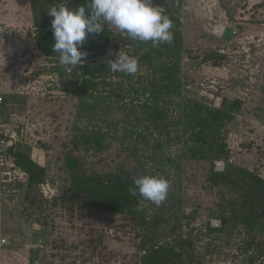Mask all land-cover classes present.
<instances>
[{
  "label": "rangeland",
  "instance_id": "obj_1",
  "mask_svg": "<svg viewBox=\"0 0 264 264\" xmlns=\"http://www.w3.org/2000/svg\"><path fill=\"white\" fill-rule=\"evenodd\" d=\"M18 1L12 4L8 0H0V12L4 14L11 12V7L16 9L17 3L27 12L30 10L27 19L8 21L0 18V62L5 64L0 71V83L10 89L4 93L7 104L0 105V109L15 107L11 122L23 123L31 117L30 120L36 123L33 134L29 133L28 144L19 149L30 155L32 150H37L39 155L34 157L47 168L46 179H51L55 184L59 181L60 185L57 187V195L52 199L43 196L39 183L35 189L27 188L18 194L9 193L7 200L15 204L24 216L33 220L37 228L41 227L47 236V242L39 247L42 253L40 264H140L143 254L138 249L141 229L139 225L133 224L136 221L131 220L129 214L107 213L96 209L85 212L78 205L72 208L69 203L59 199L70 186V174L65 164V158L70 152L83 158L89 173L111 172L122 165L138 167L140 162L129 156L128 151H124L119 143L102 151L84 145L73 147V138L78 131L76 126L82 127L89 123L80 95L66 88V85L76 87L72 83L76 72L74 67L59 63L58 53L48 54L39 47L37 42L40 28L36 25L32 5L29 9L27 0ZM68 1L65 0V3ZM206 1H209V5H206ZM214 2L205 0L202 5L201 0L192 4H186V0L175 1V6H179L176 14L183 21L181 30L184 39L180 61L183 93L182 98L175 99L170 105L171 110H174V117H179L183 100L196 99L213 105L217 97L241 98L244 104L233 112V119L226 125L225 135L226 138H245L244 148L247 153L244 158H240L235 150L230 153L229 162L255 168L264 178V0H216L218 4L212 5ZM7 3L9 8L5 9ZM18 13L20 17L23 14L22 11ZM20 20L21 24H18ZM216 24L226 26L224 33L215 32ZM103 26L111 32L115 42H120V47L103 52L90 61L108 62L115 59L120 50L138 58L134 55L132 45L119 40L120 32L117 29L107 23ZM145 46L149 48L148 43ZM211 51L223 54L220 63L203 60ZM32 52L35 58L30 62H37V65L28 80L34 84L35 89L31 93H23L18 91L14 82L16 64L11 62H20L18 56ZM140 70L144 72L148 68L145 66ZM201 82H204V86L199 84ZM20 97L27 99L19 107L14 99L18 102ZM108 109L103 112H108L109 118L117 115L113 105ZM43 135L44 139L32 145ZM176 147L173 145L169 149L173 156L176 155ZM142 164L146 165V162ZM151 166V163L147 164L149 169ZM222 167L221 164L216 168ZM209 168V160L185 159L182 186L178 187V183L175 185L174 181H168V193L175 192L185 200L181 208L185 215L182 231L184 237H192L195 242L193 264H264V253L259 254L256 245L260 243L261 251L264 252V230L257 229L251 233L239 225L228 231L222 228L221 219L214 216L222 194L218 187L212 188L205 181ZM156 169L152 175L164 178L173 177L177 171L172 165L162 170ZM224 192L225 197L233 194L228 190ZM57 198L59 201L56 203ZM147 204L152 205L150 214L155 213L158 206L151 202ZM209 221L216 230L210 228ZM176 222L171 220L159 226L161 241L170 234ZM253 236L257 241L249 248L247 242Z\"/></svg>",
  "mask_w": 264,
  "mask_h": 264
},
{
  "label": "trees",
  "instance_id": "obj_2",
  "mask_svg": "<svg viewBox=\"0 0 264 264\" xmlns=\"http://www.w3.org/2000/svg\"><path fill=\"white\" fill-rule=\"evenodd\" d=\"M175 1L153 0L173 22V40L170 43L153 46L151 41L141 42L120 33L119 40L132 45L134 55L138 56L137 73L113 72L108 67V62L90 61L103 52L120 47V42H115L111 32L104 29L99 34L87 36L81 46L86 56L82 58V63L74 67L76 77L72 83L76 87L66 85L67 90L80 95L81 105L87 110L85 116L89 119L87 125L76 126L78 131L73 138V147L84 145L102 151L119 143L140 165L133 168L122 165L111 172L89 173L83 158L70 152L65 158L70 186L59 199L63 203H69L72 208L78 205L85 212L96 209L107 213L129 214L131 220L136 221L133 224L139 225L141 229L138 249L143 254L140 264H193L195 260V242L192 237H184L182 231V219L185 215L181 208L185 202L184 197L170 192L155 213L150 214L152 205L147 206V201L139 195L130 194L136 177L155 173L156 168L162 170L169 165L174 166L177 171L173 177L168 176L166 179L181 187L185 159L210 161L205 181L212 188L218 187L222 194L218 209L213 214L221 219L223 229L231 231L243 225L251 233L257 229L264 230V178L255 168L229 162L226 125L233 119V112L242 107L243 100L224 98L219 108L200 100L189 99L183 100L179 117H174V110H171L170 105L175 99L182 98L183 93L180 64L184 39L181 30L183 21L176 14L179 6H175ZM61 2L65 3V0H31L36 25L40 28L37 43L48 54L56 52L52 50L55 40L51 28L52 18L47 11ZM87 2L88 0H69L65 4L76 7ZM147 43L149 48L145 46ZM222 58L223 54L211 51L203 60H212L218 64ZM145 66L147 71L140 70ZM112 105L117 115L109 118L108 112L104 113L103 110L109 111L108 108ZM103 106L106 107L102 108ZM185 136L187 138L184 140ZM173 145L177 146L174 156L169 152ZM12 155L17 164L30 175L28 184L18 185L20 191L35 189L36 185L46 180L47 168L30 154L17 149L12 151ZM216 160L226 162L223 170L216 169ZM145 162L146 165H143ZM148 163L152 165L150 169L147 167ZM224 190L233 194L225 197ZM59 199L55 200L56 203ZM171 220L177 222L165 240L161 241L159 226ZM209 225L212 230H216L210 221ZM256 241L255 236L251 237L247 246L253 247ZM256 245L260 250L259 254L264 253L260 243Z\"/></svg>",
  "mask_w": 264,
  "mask_h": 264
},
{
  "label": "clouds",
  "instance_id": "obj_3",
  "mask_svg": "<svg viewBox=\"0 0 264 264\" xmlns=\"http://www.w3.org/2000/svg\"><path fill=\"white\" fill-rule=\"evenodd\" d=\"M47 14L52 18V50L59 53V63L65 66L83 62L86 52L81 46L89 34L103 32L105 23L134 40L151 41L153 46L173 40V22L153 0H88L76 7L61 2L50 7ZM108 67L113 72L135 74L139 65L136 58L120 50L115 59L108 61ZM168 190L166 178L144 174L135 178L130 194L159 206L166 200Z\"/></svg>",
  "mask_w": 264,
  "mask_h": 264
},
{
  "label": "built area",
  "instance_id": "obj_4",
  "mask_svg": "<svg viewBox=\"0 0 264 264\" xmlns=\"http://www.w3.org/2000/svg\"><path fill=\"white\" fill-rule=\"evenodd\" d=\"M203 2L205 0H201V4L203 5ZM207 2V1H206ZM209 2V1H208ZM206 3V5H209V3ZM218 2H215L212 5H216ZM223 24H216L214 26L215 32L217 33H224L226 26L223 25V30L221 32H218L220 29V26ZM116 48V47H114ZM112 48L110 51H113ZM34 52V51H33ZM32 53H28L24 56H18L17 59L20 62H11L16 64V70H15V77H14V82L17 85V89L20 92L23 93H31L34 89L35 86L32 84L28 79V77L32 76L36 70V65L37 62H30L34 60L35 56ZM28 65V67H25L24 65ZM5 64H2L0 62V71L4 69ZM201 86H204V82L199 83ZM10 90V89H9ZM5 92V91H4ZM34 92V91H33ZM224 98L222 97H217L214 101L213 106L214 107H221L223 104ZM4 101V96L0 95V102ZM31 117H28L25 119L23 123H15L13 126H7L5 123H2L0 127V192H4L6 194L12 193V194H18L20 192V189L18 185H24L28 184L30 180V175L28 171L24 170L20 165L17 164L15 161L12 151H16L19 149L20 146H25L29 142L28 136L30 135L29 133L33 134L32 132L35 130L36 123L34 121L30 120ZM263 129H264V125ZM262 136H264V130L262 132ZM39 139L32 145L38 144V141L40 139H44L45 136H39ZM245 138L241 137H228L226 138L227 142V147L228 150L231 152H238V157L244 158L247 153V149L244 148V141ZM264 142V140H263ZM264 148V144L262 146ZM242 152V153H241ZM233 159H231L232 161ZM215 165H223L222 168L218 170H223L225 168V161L224 160H216ZM59 181L57 184H55L54 181L51 179H46L40 184L41 187V192L43 196L47 199H52L57 195V187L59 186ZM1 196V195H0ZM2 243H6L7 239L6 238H1L0 239ZM43 246V245H41ZM40 246V247H41Z\"/></svg>",
  "mask_w": 264,
  "mask_h": 264
},
{
  "label": "crops",
  "instance_id": "obj_5",
  "mask_svg": "<svg viewBox=\"0 0 264 264\" xmlns=\"http://www.w3.org/2000/svg\"><path fill=\"white\" fill-rule=\"evenodd\" d=\"M8 1L9 3L15 4L18 0ZM195 1L197 0H186V4H192ZM27 2L28 8L31 9L30 0H27ZM9 3L4 6L5 9L9 8ZM17 5L16 9H14V7L9 8V11L11 12H8L7 14H4L3 11H1L0 18H6L8 21L29 18L30 10L27 12L26 9L24 10V8H20V3H17ZM18 11L23 12L21 17ZM21 20L18 24H21ZM8 90L9 88L6 87V85L0 83V95L4 96V93ZM26 99V97H20L17 99L18 102H16V99H14V102L15 104H19L18 106L20 107L22 103L26 102ZM5 103L7 104L4 99L3 102H0V105H6ZM14 110L15 107L12 106L9 110L0 109V127L2 123L11 127L15 124V122H11V117L15 114ZM38 155L39 152L37 150H32L30 156L35 159ZM8 194L2 191L0 192V239H7L6 243H2L0 240V264H40L39 260L42 258V253L39 247L47 242V236L41 227L37 228L35 222L27 216H24L19 209H17L15 204L8 202Z\"/></svg>",
  "mask_w": 264,
  "mask_h": 264
},
{
  "label": "bare ground",
  "instance_id": "obj_6",
  "mask_svg": "<svg viewBox=\"0 0 264 264\" xmlns=\"http://www.w3.org/2000/svg\"><path fill=\"white\" fill-rule=\"evenodd\" d=\"M223 25L220 26V29L218 30V32H221L223 30Z\"/></svg>",
  "mask_w": 264,
  "mask_h": 264
}]
</instances>
